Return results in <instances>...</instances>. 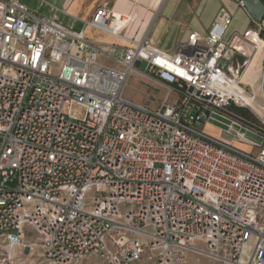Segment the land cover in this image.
<instances>
[{
	"label": "built area",
	"instance_id": "2783aa9c",
	"mask_svg": "<svg viewBox=\"0 0 264 264\" xmlns=\"http://www.w3.org/2000/svg\"><path fill=\"white\" fill-rule=\"evenodd\" d=\"M131 22L106 5L83 22L128 44L106 47L112 68L82 30L0 0L3 260L31 249L30 230L46 264H264V143L248 154L203 132L252 88L229 67L232 17L171 53L149 30L126 37ZM132 74L164 89L156 109L124 98Z\"/></svg>",
	"mask_w": 264,
	"mask_h": 264
},
{
	"label": "crops",
	"instance_id": "0c3cea01",
	"mask_svg": "<svg viewBox=\"0 0 264 264\" xmlns=\"http://www.w3.org/2000/svg\"><path fill=\"white\" fill-rule=\"evenodd\" d=\"M18 1L35 12L38 16H45L49 18L55 17L56 21L60 25L69 28L72 31L77 32L82 30L86 38L94 43L98 48H100V46H116L118 48V52H122L123 50H125L128 44L126 42H123L122 40L112 37L107 33L94 30L90 27H84L83 24L84 21L90 20L96 9L104 5L110 8L114 14L127 15L132 17L131 24L122 32L126 37L140 39L141 37H143L144 33L149 30V42L162 53H171L178 45L183 44V41L184 43H186L188 40V36L193 32L197 34L206 33V31L211 27L214 20L217 18L220 11L225 10L233 20L232 25L229 29L230 33L236 34L240 37L235 40L234 50L236 54H234L229 63L231 72L235 73L236 75H238V73L242 70L243 63H251L252 59L257 53V46L255 43L254 44L256 50L252 45L244 42L241 39L243 34L247 31H255L258 32L259 36L261 37L264 33V19L261 23L255 22L250 17V15L242 7L239 6L236 0H170L169 5V0ZM166 4V17L165 19H159L158 17L160 13H163ZM146 5L154 9L155 12L157 9H159L158 16L155 18V15L152 14L151 20H149L148 22H145V20L141 17L143 12H146V10L143 8ZM240 10H242V12H240ZM157 19L159 20L158 23ZM239 27L241 29V32L239 31L240 34H238L236 31V29ZM203 28L208 29L203 32ZM152 31L154 36L158 34V38L156 41L152 37ZM253 53L255 54L252 55ZM106 66L116 68V65L112 60H110V65ZM248 67L245 70L246 72ZM246 72H244L241 78L242 83H244L242 79L246 75ZM146 80L151 85L157 88V85H155L148 79ZM257 82L254 85L250 86L254 88ZM216 131L217 135L220 134V130L218 128Z\"/></svg>",
	"mask_w": 264,
	"mask_h": 264
},
{
	"label": "rangeland",
	"instance_id": "374dc122",
	"mask_svg": "<svg viewBox=\"0 0 264 264\" xmlns=\"http://www.w3.org/2000/svg\"><path fill=\"white\" fill-rule=\"evenodd\" d=\"M169 4H170V0L168 1V5ZM166 7L167 4L164 7L163 13H160L158 17L159 19H165ZM143 8L146 10V12H143L141 17L145 20V22L151 20L152 14L155 15L154 16L155 18L159 14V9H157L155 12L154 9H152L148 5L144 6ZM240 12H242V10H240ZM158 21L159 20L157 19V23ZM207 29L208 28H203V32H205ZM236 31L238 34H240L239 33V31L241 32L240 27L237 28ZM152 37L156 41L158 38V34L155 36L153 34ZM259 39L264 42V33L261 37L259 36ZM105 49H106L105 46H100L99 50L101 51V53L99 60L104 65L105 64L110 65V60H108L106 58V55L104 54ZM254 54L255 53H253L252 55ZM249 63L248 64L247 62L243 63V68L238 73V75L244 74ZM260 69H261V76L256 86L254 88L253 87L247 88L248 96L250 98H253L254 100L253 103L254 107L252 106L239 107L233 105L230 107L229 110L227 109L226 112H221V114L219 113L218 114L219 117H215V119H212V121L205 124L203 128V132L209 135L210 137L222 138L224 140L230 141V144L234 148L248 154H253L256 152V147L252 148L251 146H249V143H256V144L262 142L264 143L262 132L260 131V123H259L260 117L264 116V74L262 73L261 67ZM137 70L139 72L144 73L145 72L144 63H141L138 66ZM164 94H165L164 89L158 86L157 88L154 87L144 77L138 74H132L129 77L123 90L124 98L131 101L132 103L140 104L148 109H156L160 105V102L163 99ZM237 110H241L242 113L237 112ZM230 113H233L234 116H232ZM209 125L213 127H210ZM217 128L220 130V134L218 135L216 134ZM28 233L30 235L28 236L27 239V245L30 246L31 249L20 248L14 250L13 253L15 254L16 261L13 262L12 264H46L40 256V249L37 244L38 237L30 230H28ZM3 254H4L3 250L0 249V264H10L9 262H5L3 260ZM186 261L188 264H192V263L197 264L195 260V256L193 254H189L188 260ZM91 263L97 264L98 262L95 259H89L87 261V264H91ZM199 263L209 264V261L205 258L204 259L202 258L200 259Z\"/></svg>",
	"mask_w": 264,
	"mask_h": 264
},
{
	"label": "bare ground",
	"instance_id": "6f19581e",
	"mask_svg": "<svg viewBox=\"0 0 264 264\" xmlns=\"http://www.w3.org/2000/svg\"><path fill=\"white\" fill-rule=\"evenodd\" d=\"M251 40L256 44L257 46V53L255 54L254 58L252 59L246 75L242 79L244 83H247L248 85H254L259 77L261 76V61L264 58V42L256 39V37L251 36ZM242 101L244 106H252L254 107V100L253 98H250L246 94H238L237 95ZM258 106V105H257ZM256 106V107H257Z\"/></svg>",
	"mask_w": 264,
	"mask_h": 264
},
{
	"label": "water",
	"instance_id": "95a60500",
	"mask_svg": "<svg viewBox=\"0 0 264 264\" xmlns=\"http://www.w3.org/2000/svg\"><path fill=\"white\" fill-rule=\"evenodd\" d=\"M241 7L257 23L264 19V1L263 0H236Z\"/></svg>",
	"mask_w": 264,
	"mask_h": 264
},
{
	"label": "trees",
	"instance_id": "16d2710c",
	"mask_svg": "<svg viewBox=\"0 0 264 264\" xmlns=\"http://www.w3.org/2000/svg\"><path fill=\"white\" fill-rule=\"evenodd\" d=\"M229 109H230V108H229ZM229 109H228V110H229ZM237 112H241V110H237ZM241 113H242V112H241ZM230 114H231L232 116H234L233 113H230ZM243 115H244V113H243Z\"/></svg>",
	"mask_w": 264,
	"mask_h": 264
}]
</instances>
